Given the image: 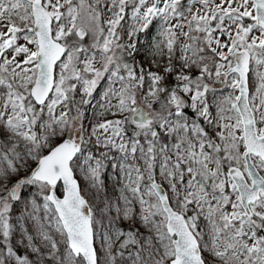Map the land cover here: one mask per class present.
Instances as JSON below:
<instances>
[{
  "label": "snow or ice",
  "instance_id": "6c2138e0",
  "mask_svg": "<svg viewBox=\"0 0 264 264\" xmlns=\"http://www.w3.org/2000/svg\"><path fill=\"white\" fill-rule=\"evenodd\" d=\"M0 264H264V0H0Z\"/></svg>",
  "mask_w": 264,
  "mask_h": 264
}]
</instances>
